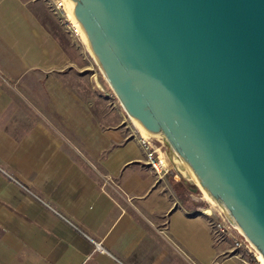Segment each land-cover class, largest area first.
I'll return each mask as SVG.
<instances>
[{
    "label": "crops",
    "instance_id": "obj_1",
    "mask_svg": "<svg viewBox=\"0 0 264 264\" xmlns=\"http://www.w3.org/2000/svg\"><path fill=\"white\" fill-rule=\"evenodd\" d=\"M42 0H0V264H253L72 71Z\"/></svg>",
    "mask_w": 264,
    "mask_h": 264
},
{
    "label": "water",
    "instance_id": "obj_2",
    "mask_svg": "<svg viewBox=\"0 0 264 264\" xmlns=\"http://www.w3.org/2000/svg\"><path fill=\"white\" fill-rule=\"evenodd\" d=\"M127 115L264 264V0H62Z\"/></svg>",
    "mask_w": 264,
    "mask_h": 264
},
{
    "label": "rangeland",
    "instance_id": "obj_3",
    "mask_svg": "<svg viewBox=\"0 0 264 264\" xmlns=\"http://www.w3.org/2000/svg\"><path fill=\"white\" fill-rule=\"evenodd\" d=\"M43 1V0H42ZM64 3V2H63ZM65 6V4H64ZM48 11H50L48 7ZM65 11L67 15V19L73 23V18L69 13L68 9L65 6ZM51 12V11H50ZM52 13V12H51ZM54 33L55 38L59 46L64 51L65 55L70 60L69 67L72 71L80 72L82 77L86 79L87 83L97 84L102 91L103 97L111 104V106H115L118 108L119 112L125 117V121L128 122L129 126H133L137 135L148 136L147 133L140 128L139 124L131 119L127 113L125 112L123 106L121 105L120 101L118 100L116 94L114 93L113 89L109 86L108 82L106 81L103 72L92 54L87 42L82 37V35L77 31L75 24L73 23L76 31L67 30L66 27L62 24V22L54 15ZM174 174L178 175L179 180L175 181L172 184L176 193H178L180 199L187 201L185 195H190L200 204H204V202L194 193V191L190 188V186L185 182V180L181 177V175L177 172V170L173 167L170 163ZM0 174L3 175L6 179L11 181L12 183L16 184L18 187H23L18 180L14 178V176L2 170L0 168ZM20 187V188H21ZM26 193H29V189H23ZM205 205V204H204ZM210 210L208 207L206 208ZM212 214L216 216L213 212ZM251 258L253 264H261L256 256L250 252L246 254Z\"/></svg>",
    "mask_w": 264,
    "mask_h": 264
},
{
    "label": "built area",
    "instance_id": "obj_4",
    "mask_svg": "<svg viewBox=\"0 0 264 264\" xmlns=\"http://www.w3.org/2000/svg\"><path fill=\"white\" fill-rule=\"evenodd\" d=\"M50 11L62 22L67 30L76 31L73 23L67 19L65 6L62 0H43ZM136 140L143 152L144 161L150 169L158 176L164 177L172 170L170 162L155 145L149 136L135 135ZM24 187V186H23ZM24 189H27L24 187ZM203 213L210 216L209 226L216 240L229 238L232 241L233 250L240 251L243 254L251 251L230 231V229L217 217L211 210L204 209Z\"/></svg>",
    "mask_w": 264,
    "mask_h": 264
},
{
    "label": "bare ground",
    "instance_id": "obj_5",
    "mask_svg": "<svg viewBox=\"0 0 264 264\" xmlns=\"http://www.w3.org/2000/svg\"><path fill=\"white\" fill-rule=\"evenodd\" d=\"M73 23L75 24V27H76L77 31L81 34V32H80L79 28L77 27L75 21H73ZM81 35H82V34H81ZM82 37H83V35H82ZM83 38H84V37H83ZM134 121H136V120H134ZM136 122H137V121H136ZM137 123L139 124L140 128L144 131V133H146L145 130L143 129V127L140 125V123H139V122H137ZM259 262H260V261H259ZM260 263H261V262H260ZM261 264H262V263H261Z\"/></svg>",
    "mask_w": 264,
    "mask_h": 264
}]
</instances>
